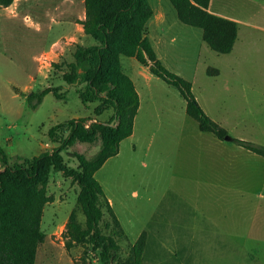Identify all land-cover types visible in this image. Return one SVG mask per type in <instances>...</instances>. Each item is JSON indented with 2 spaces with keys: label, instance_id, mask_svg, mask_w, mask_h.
Returning <instances> with one entry per match:
<instances>
[{
  "label": "rangeland",
  "instance_id": "rangeland-1",
  "mask_svg": "<svg viewBox=\"0 0 264 264\" xmlns=\"http://www.w3.org/2000/svg\"><path fill=\"white\" fill-rule=\"evenodd\" d=\"M150 2L156 8L159 0ZM164 2L167 29L149 37L162 63L192 83L199 104L229 136L264 146V63L237 71L235 51L221 54L210 49L202 30L182 23L171 2ZM41 8L38 4L35 10ZM83 8L62 3V9L73 14ZM27 24L22 15L0 21V147L10 164L58 146L48 136L58 122L79 115L90 118V125L110 121L114 113L110 107L97 114L101 102L84 103L79 96L85 84L65 82L63 71L52 65L64 66L73 59L71 35L85 45L93 40L67 23L50 21L45 26L52 30L40 32L28 30ZM50 42L52 49L35 61L34 53ZM120 62L135 82L140 107L133 134L121 141L119 153L95 176L124 230L118 238L121 257L130 255L146 231V264H264V157L234 140L201 131L176 88L149 70L140 74L144 69L133 57L121 56ZM47 86L58 87L59 97L50 92L32 109L27 95ZM100 146V139L77 141L62 151L64 161L76 169L77 152L90 158ZM48 193L54 200L44 207L41 227L46 236L36 264H103L98 249L66 246L71 211L85 221L77 183L53 170ZM102 228L105 233L114 229L105 207Z\"/></svg>",
  "mask_w": 264,
  "mask_h": 264
},
{
  "label": "trees",
  "instance_id": "trees-1",
  "mask_svg": "<svg viewBox=\"0 0 264 264\" xmlns=\"http://www.w3.org/2000/svg\"><path fill=\"white\" fill-rule=\"evenodd\" d=\"M13 1L0 0V7H7ZM169 1L182 23L202 30L203 41L210 49L221 54L233 50L238 24L209 12L210 0ZM84 9L85 18L81 24L84 34L93 42L76 43L72 60L64 66L57 62L52 65L63 71L65 82L85 84L79 96L84 103L100 101L95 108L97 114L110 107L114 113L110 121L95 120L89 126L86 121L90 118L86 117L54 124L48 136L58 146L52 151L24 158L21 163L10 164L9 156L0 147V264H36L39 245L46 236L41 227L44 207L54 200L48 193L53 170L77 183L78 201L85 215L81 223L76 211H71L64 232L66 246L81 244L98 249L103 264H146V231L133 244L130 255L125 259L121 257L118 238L124 230L95 176L110 157L119 153L121 141L133 134L139 111L140 96L131 76L122 70L121 56L135 58L152 74L176 88L185 100L187 114L198 122L201 131L210 132L221 140L228 134L227 129L199 104L192 83L168 70L158 57L147 35V22L154 15L150 0H84ZM50 92L59 97L55 86L30 92L27 95L29 106L36 109ZM98 139L101 146L94 156L75 154L78 168H70L64 161L62 151L67 147L77 141L93 143ZM233 140L264 157V146L237 138ZM104 207L114 222V229L109 233L102 228Z\"/></svg>",
  "mask_w": 264,
  "mask_h": 264
},
{
  "label": "crops",
  "instance_id": "crops-1",
  "mask_svg": "<svg viewBox=\"0 0 264 264\" xmlns=\"http://www.w3.org/2000/svg\"><path fill=\"white\" fill-rule=\"evenodd\" d=\"M64 1H70L84 7V0H14L11 5L0 7V21L5 17L8 20H19L22 15L23 22L29 23L27 29L32 32H40L43 29L46 30V28L52 30L51 25L46 27L45 24L54 21L56 23L71 24L72 28L79 30L80 36L83 35L84 30L81 21L85 18V9L83 8V11L79 14L69 13L66 9H62ZM38 4L42 5L40 11L35 10ZM164 4V0H159L156 8L153 7L154 15L147 22V35L149 37L151 32H157L158 30L163 32L167 29L164 26L167 18ZM52 7L56 8L54 12L51 11ZM1 11L3 12L1 13ZM208 11L233 20L238 24L237 39L232 50L235 51L237 71H247L250 69L249 65L256 62L264 63V0H210ZM58 26L59 29L64 28L61 25ZM61 35L66 36L67 33L61 32ZM69 39L71 43H79L76 35H71ZM52 47L53 42H50L47 48L35 52V61L41 60V56L50 51ZM141 66L144 70H139L140 74H144L146 70H149L147 66Z\"/></svg>",
  "mask_w": 264,
  "mask_h": 264
},
{
  "label": "water",
  "instance_id": "water-1",
  "mask_svg": "<svg viewBox=\"0 0 264 264\" xmlns=\"http://www.w3.org/2000/svg\"><path fill=\"white\" fill-rule=\"evenodd\" d=\"M225 140L232 141L233 138L227 134V135L225 136Z\"/></svg>",
  "mask_w": 264,
  "mask_h": 264
},
{
  "label": "built area",
  "instance_id": "built-area-1",
  "mask_svg": "<svg viewBox=\"0 0 264 264\" xmlns=\"http://www.w3.org/2000/svg\"><path fill=\"white\" fill-rule=\"evenodd\" d=\"M86 126H89V124H86Z\"/></svg>",
  "mask_w": 264,
  "mask_h": 264
}]
</instances>
